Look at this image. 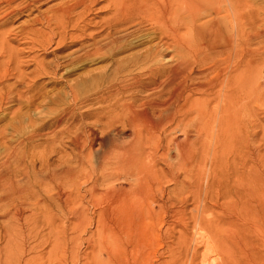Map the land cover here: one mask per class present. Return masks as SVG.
Masks as SVG:
<instances>
[{
	"label": "bare ground",
	"instance_id": "obj_1",
	"mask_svg": "<svg viewBox=\"0 0 264 264\" xmlns=\"http://www.w3.org/2000/svg\"><path fill=\"white\" fill-rule=\"evenodd\" d=\"M3 1L11 5L14 0ZM100 1L65 0L49 9L51 14L44 18L45 24L53 26L56 31H51L50 41L57 36L56 46L63 45L65 35L69 34L67 28L76 30L79 23H84L91 8ZM102 1L105 3L101 8L107 17L103 20L102 30L105 29V32L101 39L94 36L89 42L73 41L70 47H77L68 54L54 57L50 61L52 63L33 59L34 66L28 73L30 77L22 74L14 76L13 83L8 85L6 82L13 76L9 71V62L0 63V108L4 103L24 100L27 92L22 89L15 91L24 80L23 87L26 88L41 75L61 76L64 70L71 69L66 67L63 73H59L62 67L81 59L103 62V76L107 71L112 72L111 77L99 79L92 93L84 96L80 95L77 84L71 83L70 79L62 81L67 103L42 128H38L37 131L43 133L35 131L30 137L28 135V141L21 143L22 149L19 147L21 150L8 147L6 158L0 160V210L7 209L9 214L3 215L8 223L1 234L0 264H33L35 260L38 263L39 254L27 257V252L33 249L31 245V248L28 247V240L33 237L34 247L38 248L41 238L36 239V233L32 236L31 231L26 232L23 224L30 219L61 216L112 220L111 225H103L98 232L105 239H99L106 240L103 244L106 245L108 260L112 264H123L121 259L124 258L125 247L119 231L125 227L118 219L145 222L157 213L166 214V203L172 200L166 190L167 184L180 187L177 198L198 202L204 189V137L215 136L216 141L236 138L239 144L244 140L246 124L240 110L247 114L249 109L246 78L252 72L250 56L254 53L250 46L253 39L264 40V30L250 31L252 34L249 28L258 22L264 25V2L254 8L253 0ZM214 13L223 14L226 23L223 25L219 17H212ZM144 28L147 31L140 33ZM130 29V34H121ZM31 31L41 37L45 34L35 28ZM136 32L140 35L136 36ZM72 34L76 39L81 36ZM40 42V48L50 45L49 41ZM2 46L0 51H3ZM5 49L4 53L9 52ZM233 58L242 63L241 74H236L241 67L231 62ZM65 60L69 61L67 65L62 63ZM224 63V70L232 68L230 75H220L221 79H209L205 75L208 70H216ZM239 75L245 77L242 84L238 83ZM217 99L219 104L215 102ZM33 101H30L31 104H34ZM213 101L215 105L210 106ZM168 130L182 132L183 139L172 137L167 140ZM47 135L50 136L48 139L45 137L40 154L33 153L36 147L31 146L29 150L28 145L34 142L33 138ZM172 150L174 154L171 155ZM261 200L264 199L261 197ZM158 201L159 210H156L152 203ZM84 202L92 209L88 206L79 208V204ZM52 203L55 209L51 207ZM262 205L261 209H264ZM250 209L253 210L252 207Z\"/></svg>",
	"mask_w": 264,
	"mask_h": 264
},
{
	"label": "rangeland",
	"instance_id": "obj_2",
	"mask_svg": "<svg viewBox=\"0 0 264 264\" xmlns=\"http://www.w3.org/2000/svg\"><path fill=\"white\" fill-rule=\"evenodd\" d=\"M64 1L65 0H14L10 3L11 5H8L7 2L0 0V23L2 24H0V40L3 42H0V46H6L7 44V47L2 46L1 49L4 51V48H7L5 51H9L5 53L0 51L2 52V54L0 53V63L9 62V71L10 74H13L11 79L6 82V85L10 82L13 83L14 76L22 74L21 76L27 75L26 78L30 77L28 73L34 66L33 59L34 61H36V59L37 61L43 60L42 63L47 64V62L49 63L52 61L54 57H61L64 53L68 54L73 51L77 46H70L75 41L89 42L94 36H98L97 38L94 37L95 39L102 38L105 32V29L102 30V25L103 20L107 17V13L103 12L101 8L105 3L101 0L87 13L86 22L84 20V23L81 22L78 24V28H76L77 31L71 30L70 27L67 28L69 34L65 35L66 38L63 41V45L56 46L55 40L57 41V36L53 37V41L51 42L50 35L52 36L56 31L53 26H46L44 18L51 14L49 9L58 6ZM253 2V7L256 8V5L260 6L264 0H253ZM262 5H264V3H262ZM212 17L217 19L219 17L223 25L226 23V21L223 20V14L214 13ZM256 25L258 29L255 28V26H251L249 32L261 31V29L264 30V25H262V23L260 24V22H258ZM33 28L40 30L46 35L42 34V37L39 36L34 33V31H31ZM100 30H102V32H100ZM131 30L132 29L122 31L121 34H130L131 32H128ZM142 30L143 31L140 33L147 31L145 28ZM71 33H73V36H81L76 39L71 36ZM140 33L136 32V36L140 35ZM99 34H101V36ZM133 37H135V35L128 39ZM40 40H44L45 43L49 41L51 46H41L40 48V43H42ZM262 42H264V40L253 39L250 46L254 53L251 54L252 57L250 56L252 72H250L249 76L246 78L248 79L249 104L247 109H249L246 110L247 114L240 110L242 120L246 124L244 140L239 144L236 138L216 141L215 136L212 138L204 137V189L199 199L200 204L199 201L194 202L192 199L184 201L177 198L180 187L167 184L166 190L169 191L172 200L166 203V206H168V212L166 214L157 213L153 218L147 219L145 222L131 218L118 219L120 221L119 223H122L125 227V230L123 229L124 231H119L125 247L124 258L121 259L123 264H246L248 261L247 264H257L258 262V264H264V262H262V260H264V252H262V250H264V245H262L264 244V242H262L264 241V223H262V221H264V209H261L260 206L264 204V200H261V197L264 199V54H262L264 53L262 52L264 51V43ZM64 44L66 47H69L65 48ZM11 53H13V55ZM10 54L13 59L12 57L10 58ZM236 58H233L231 62L234 61L232 63L239 66V59ZM62 63L67 65L69 61L65 60ZM103 64V62L98 60L89 62L88 60L81 59V61L79 60L75 61L74 64L72 63V66L62 67L59 73H64L61 76H58L59 74L56 77L50 74L41 75L37 78L34 83L35 85L32 84L33 86L23 87L26 80L23 81L22 85H17L15 91H21L18 89H22L24 93L27 92L24 95L26 96L27 94L28 98H26L27 96L24 97L28 100L26 101L24 98L22 101L23 103L17 101L4 103L0 108V131L2 132V135L0 134V142H4L7 145L3 143V148H0V160L3 161L6 158L5 156L9 150L8 147L22 149L23 145L21 143L27 142L32 133L38 132V128H42V126L50 121L52 116L67 103L68 99H66V93L63 92L62 81L70 79L71 83L77 84L80 95H88L97 87L98 81H100L101 78L112 76L111 71H107L105 76H103L104 73H102L101 69ZM224 65L225 63L221 64L217 68L218 70L216 69L217 71H212V69L206 70L208 73L205 71L207 73L205 75L209 79H221L220 75L226 77L228 73L230 75V73H232L230 72L232 68L224 70ZM66 67H70V71L67 69L63 71ZM239 67L236 74L242 73V71H240V69L242 70L243 68L242 63ZM136 71L137 70H135V72ZM224 71H226V73ZM216 73L219 74L217 75ZM55 78L56 80L54 81ZM238 80L240 82H237L242 84L243 80L245 81V77L242 78V75H239ZM57 89L60 91H57ZM217 89H219V87L215 90ZM51 100H53V102ZM30 101H33L34 104H31ZM43 101L45 102L43 103ZM214 101L210 106L215 105V102L219 104L218 99ZM23 104L24 106H22ZM217 108L220 107L217 105ZM14 118L19 128L14 122ZM27 119H29V123L31 121V125H34L31 126L27 123ZM17 120L19 122H17ZM40 121L44 123L42 124ZM179 132L180 131L168 130L167 140L172 137H176L179 140L183 139V133ZM38 133L41 134L43 131H39ZM21 134H23L24 138ZM50 135L36 136L37 138H33L34 144L32 141L30 142V145H28L30 146L29 150L32 149L31 146L36 147L33 153L40 154L46 139L45 137L48 139ZM125 139L127 138L125 137ZM37 144L41 146L39 149L37 148L39 146ZM37 149L38 152H36ZM170 154H174L173 150ZM152 205L156 210H159V201L152 203ZM79 206V208H83L88 206V204L84 202L81 205L79 204ZM51 207L53 209L56 208L53 203ZM88 207L92 209V206ZM196 207L197 209H195ZM251 207L253 210L250 209ZM262 208H264V205H262ZM2 212L5 213L3 214ZM0 214L1 245L3 243L1 234H3V230L8 223L7 218L3 217V215L9 214H7V209L6 211L2 209ZM96 218L97 217L91 220L81 218L69 219L61 216L55 219H30L26 221L23 224V229L26 232L31 231L30 233L32 236L36 233L38 235L36 239L40 237L41 240H39L42 241L37 248L34 247L35 241L33 237L28 240V247L31 248V246H33V249L27 252V257L39 254L38 263H35L37 261L35 260L33 264H112L108 260L105 252L106 245L104 246V244L106 240H102L103 238L105 239V236L102 237L98 232L101 231L103 225H111L113 221L105 218L100 221V219ZM258 220H260V222ZM52 227L53 229H51ZM99 237L102 239H99ZM54 242L55 244L57 243V246ZM92 244L95 245L93 246ZM250 251H252V254ZM260 254L262 256H260ZM255 258H257V261L254 260Z\"/></svg>",
	"mask_w": 264,
	"mask_h": 264
}]
</instances>
